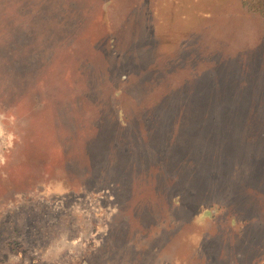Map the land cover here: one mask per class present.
Here are the masks:
<instances>
[{
	"label": "rangeland",
	"instance_id": "1",
	"mask_svg": "<svg viewBox=\"0 0 264 264\" xmlns=\"http://www.w3.org/2000/svg\"><path fill=\"white\" fill-rule=\"evenodd\" d=\"M0 264H264V12L0 0Z\"/></svg>",
	"mask_w": 264,
	"mask_h": 264
},
{
	"label": "trees",
	"instance_id": "2",
	"mask_svg": "<svg viewBox=\"0 0 264 264\" xmlns=\"http://www.w3.org/2000/svg\"><path fill=\"white\" fill-rule=\"evenodd\" d=\"M246 2L250 3V6L253 7L255 10H259L260 12H264L263 6H259L260 3L262 5L261 0H246Z\"/></svg>",
	"mask_w": 264,
	"mask_h": 264
}]
</instances>
